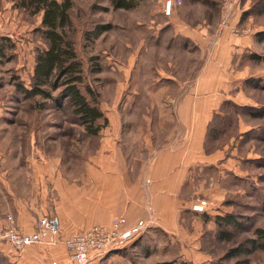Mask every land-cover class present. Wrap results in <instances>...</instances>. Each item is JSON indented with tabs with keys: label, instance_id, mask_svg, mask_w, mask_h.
Instances as JSON below:
<instances>
[{
	"label": "rangeland",
	"instance_id": "obj_1",
	"mask_svg": "<svg viewBox=\"0 0 264 264\" xmlns=\"http://www.w3.org/2000/svg\"><path fill=\"white\" fill-rule=\"evenodd\" d=\"M112 1L71 0L68 36L108 119L89 135L62 86L52 83L50 97L22 94L47 47L42 14L23 0H0V214L14 195L38 193L35 161L58 162L56 172L76 177L82 162L134 158L148 137L168 133L161 116L172 109L168 96L192 95L197 102L183 106L199 113L202 159L232 165L221 186L215 190L210 177L196 198L210 200L202 215L215 224L204 233L207 259L198 264H264V251L250 243L264 229V0H235L229 10L222 0H181L170 14L168 0H137L129 10ZM99 25L108 30L94 39ZM217 216L233 224L219 227ZM0 264H12L1 251Z\"/></svg>",
	"mask_w": 264,
	"mask_h": 264
},
{
	"label": "crops",
	"instance_id": "obj_2",
	"mask_svg": "<svg viewBox=\"0 0 264 264\" xmlns=\"http://www.w3.org/2000/svg\"><path fill=\"white\" fill-rule=\"evenodd\" d=\"M167 99L172 109L161 116L169 120L168 133L160 141L155 140L160 135L148 137L141 155L126 159L114 153L82 162L84 170L76 177L56 172L58 162L35 161L32 167L38 193L6 200L0 224L11 216L18 229L29 233L47 216L60 237L67 239L94 226L108 227L124 217L128 228L142 224L140 233L88 264H198L206 260L201 249L203 236L215 224L206 223L202 215L206 212L199 213L193 206L204 183L209 184L211 177L213 188L221 186L232 165L215 156L202 159L204 133L199 113L185 112L183 106L197 100L192 95ZM0 251L12 264H73L63 244L34 245L20 253L1 245Z\"/></svg>",
	"mask_w": 264,
	"mask_h": 264
},
{
	"label": "trees",
	"instance_id": "obj_3",
	"mask_svg": "<svg viewBox=\"0 0 264 264\" xmlns=\"http://www.w3.org/2000/svg\"><path fill=\"white\" fill-rule=\"evenodd\" d=\"M112 4L114 9L129 10L136 7L137 0H113ZM22 6L34 14H42V32L47 44L45 49L37 52L31 88H22V94L27 98L50 97L47 88L55 82L54 88L62 86L63 95L70 100L73 112L79 116L87 134L98 135L105 126L98 122L103 120L107 124L108 119L99 108L93 90L84 82L82 62L68 36V30L72 27L71 0H23ZM107 28L108 26H96L91 36L95 39L108 30ZM60 82L63 83L59 84ZM83 85L86 93L81 91ZM223 222L233 224L231 217L217 216L216 223L219 227ZM254 234L255 238L250 242L253 249L264 251V229L257 228ZM218 238L224 240L226 236L222 232L218 233Z\"/></svg>",
	"mask_w": 264,
	"mask_h": 264
},
{
	"label": "built area",
	"instance_id": "obj_4",
	"mask_svg": "<svg viewBox=\"0 0 264 264\" xmlns=\"http://www.w3.org/2000/svg\"><path fill=\"white\" fill-rule=\"evenodd\" d=\"M235 0H222L224 10H229ZM181 4V0H168L165 12L170 14L172 9ZM211 205L207 198H199L193 208L203 212ZM124 217L115 219L108 227L94 226L70 238L62 239L55 223L47 216L38 221V227L33 232H24L18 229L11 216L7 217L5 224H0V246L7 245L14 252L20 253L34 245L53 247L63 244L73 264H88L93 257H98L110 251L118 244L134 238L142 229V224L126 227Z\"/></svg>",
	"mask_w": 264,
	"mask_h": 264
}]
</instances>
